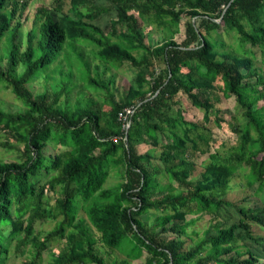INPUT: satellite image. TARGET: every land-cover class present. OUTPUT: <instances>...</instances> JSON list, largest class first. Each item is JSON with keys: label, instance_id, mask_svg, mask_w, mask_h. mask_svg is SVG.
I'll use <instances>...</instances> for the list:
<instances>
[{"label": "trees", "instance_id": "obj_1", "mask_svg": "<svg viewBox=\"0 0 264 264\" xmlns=\"http://www.w3.org/2000/svg\"><path fill=\"white\" fill-rule=\"evenodd\" d=\"M65 2L38 6L22 52L20 32L30 2L0 0V44L4 39L8 44L0 54V87L11 90L25 108L7 112L0 105V128L11 136L0 146L22 152L20 161L0 160V264L24 250L23 264H43L44 253L62 239L64 248L46 264H118L101 246L125 254V264L144 252L146 264H262L246 242L238 244L240 236L262 240L252 232L253 223L264 225L261 207L238 209V222L216 224L215 233L206 232L194 248L185 249L181 238L195 222H186L189 215L218 217L243 167L242 186L264 191V106L258 107L264 71L256 67L254 50L264 62V0H70L63 14ZM112 12L116 18L105 32L95 21ZM184 16L186 37L178 43L173 35ZM155 26L170 37L151 48L146 30ZM212 32L237 37V50H221L224 41L211 38ZM91 54L100 64L92 67ZM62 59L67 70L56 67L61 78L34 94L30 84ZM101 67L134 71L137 87L131 84L118 100L111 92L116 73L105 79ZM75 68L82 85L74 81ZM75 89L77 102L69 108ZM218 89L235 99L247 123L234 127L240 141L228 150L227 162L210 164L194 181L198 159L215 158L218 141L180 109L177 117L168 109L187 96L210 123ZM92 94L111 110H100ZM131 107L136 110L126 131L119 114ZM214 122L222 126L225 119L217 115ZM166 131L169 142L158 160L178 192L160 183L162 168L152 165L157 157L137 149L143 143L159 147L157 133ZM113 171L120 182L106 188ZM151 210L159 215L148 225L143 217ZM48 220L56 226L41 238L36 225Z\"/></svg>", "mask_w": 264, "mask_h": 264}, {"label": "rangeland", "instance_id": "obj_2", "mask_svg": "<svg viewBox=\"0 0 264 264\" xmlns=\"http://www.w3.org/2000/svg\"><path fill=\"white\" fill-rule=\"evenodd\" d=\"M23 1H29L30 6L27 10V19L24 21V27L22 28L20 32V42L22 45V52L26 49V42H27V32L33 27V22L35 18L36 9L40 5H51L53 3V0H22ZM70 0H66L63 14H68L70 9ZM61 14V13H60ZM58 14V16L60 15ZM57 16V15H56ZM116 18V12H112L109 14L102 15L99 19L95 21V23L100 26L105 32L109 31V27L111 25L112 20ZM186 17L184 16L182 19V22L179 26V30L176 34H174L173 39L178 42L182 43L183 40L186 37L185 33V25ZM16 23V21H14ZM146 32L148 33V38L146 40V45L151 48H156L163 44L165 39L170 35L165 31L163 28L158 27H150L147 28ZM219 32H212L211 38L213 39H219L221 42L224 41V47H221V50H225L227 52H232L237 50V44L239 42L238 38L232 37V35H226L225 33H222L220 36L218 35ZM6 39H4L0 44V54H3L5 51V48L7 47ZM256 67H260L264 71V62L262 54L259 50H256ZM88 52V49L86 50V53ZM89 57V55H88ZM217 59H222L220 56L217 55ZM91 63L92 67H94L95 64H100L99 60L95 59L93 55L91 54ZM6 63V59H4L2 65ZM63 67V69L67 70V61H64L62 59L59 63L52 66L49 71L42 77H39L34 83L30 84V89L33 91L34 94L39 95L46 91V86L51 88L55 85L54 78L60 79L61 75L56 70V67L60 65ZM102 71V77L107 79L112 73H116V81L115 85H111V92H113L117 99H122L126 96L130 85L137 87V83L135 82V75L136 73L132 70L128 69H120L116 71L115 69L105 71L103 67H101ZM105 71V72H104ZM50 75L51 78L49 81H47L46 77ZM80 79V72L75 68V75H74V81H77L78 84H83V82ZM144 84H147L144 82ZM147 87V85H145ZM80 87V86H79ZM79 89H75L73 93L71 94V98L68 101L69 108H74L76 102H77V96H78ZM95 93V92H93ZM96 103H99V108L103 112H109L111 110V107L106 104L103 100V98L98 97V94H92V96ZM214 104L215 108L213 109L211 116H212V122L205 123L203 120L204 110L195 108L191 102V100L187 96H181L180 100L178 101V104L170 105L168 109V114L172 117L178 116V110L180 109L185 117L191 121H195L200 126H205L208 128L209 131H211L214 134V137L216 139L217 144L214 146L212 152L216 153L215 158H211L206 156H202L197 161V167L195 172L192 175V179L194 181L201 179L203 174L206 172L207 167L215 162L218 163H226L230 153L228 150L232 147H236L240 141L239 136L234 132V127L236 125L242 127L247 123V118L245 116V112L239 108L238 104L236 103L234 98H227L225 97V94L222 92V90L218 89L214 94ZM62 101L66 99V96H62ZM83 107L88 108V99H83ZM0 105L1 107L7 111V112H16V111H23L25 108L23 106V103L16 99L15 95L12 93L11 90L7 89L6 87H0ZM264 106V99L260 100L258 103V107ZM219 109V113L216 111ZM219 116L220 118H224L225 122L222 123V126H217V124L214 122V118L216 116ZM203 131H207L206 129H203ZM166 132H158L157 133V139L159 141V147H154L151 144L143 143L137 146L138 152L143 153H151L154 156H156V160L152 163L154 169L162 168V163L158 160L159 155L162 152L163 145L169 142V135ZM11 136L6 132V130L0 128V142H5L8 140ZM8 138V139H7ZM13 140V139H12ZM14 141V140H13ZM19 148L22 150L23 145L19 144ZM59 151V150H58ZM0 160L12 162V161H20L22 160V152L19 150H10L8 148L0 146ZM161 164V165H160ZM164 166V165H163ZM163 169V168H162ZM161 169V174L158 175V179L160 183L165 186L169 187L168 184H171L173 186L174 190L178 192L180 190V187L177 184H173L170 182L168 175L166 174L165 170ZM247 173V168L243 167L240 171L236 173V175L233 177V180L231 182L232 189L226 196V200L229 204L223 205L219 211L218 217H214L213 214L205 213L202 217L197 218L196 215H189L186 219V222L195 220L194 223L188 228V236L182 237L181 241L185 242V249H191L195 247V243L197 240H199L201 237L205 235L206 232L209 231L210 234L215 233V229L213 226L216 224H222L224 226H230L233 223L238 222L242 216L238 212V209L240 208H247L250 207H261L264 209V191L261 193H256L257 187L249 189L246 187H243L242 184L245 183L244 175ZM120 182V178L116 175V173L113 171L112 175L109 179V181L106 184V188H110L111 186H115ZM56 196L50 198L51 203H55ZM231 204V205H230ZM236 207H234V206ZM84 214L81 212V215ZM159 214H157L155 211L151 210L149 211L144 217L143 221L145 224L152 225L155 223V219ZM183 223V222H182ZM172 224V223H171ZM169 224L168 226H171ZM56 226V222L54 220H48L43 223H39L36 225V233L40 235L41 238H44L50 231L54 229ZM158 230V229H157ZM252 232L254 236L257 238H262V240L258 243L255 240L244 238V236H240L238 240V244H248L250 248H252L253 252L257 253L261 260L262 264H264V225H259L253 223L252 225ZM197 234L200 235L199 238L197 237ZM259 240V239H258ZM65 239L57 240L52 243L49 250H47L44 253V262L43 264H46L49 260H52L54 258V254H57L61 249L65 246ZM101 249L103 250V255L107 258L112 260H117L118 264H125L127 260V256L120 251H110L107 248L101 246ZM28 251L24 250L21 253H14L7 261L6 264H23L25 259L28 258ZM148 254L146 252L143 253V255L139 259L135 260H129V264H146V258Z\"/></svg>", "mask_w": 264, "mask_h": 264}, {"label": "built area", "instance_id": "obj_3", "mask_svg": "<svg viewBox=\"0 0 264 264\" xmlns=\"http://www.w3.org/2000/svg\"><path fill=\"white\" fill-rule=\"evenodd\" d=\"M136 108L131 107V108H126L124 111H122L119 114V119L124 122L123 128L128 131L130 126H131V120Z\"/></svg>", "mask_w": 264, "mask_h": 264}, {"label": "bare ground", "instance_id": "obj_4", "mask_svg": "<svg viewBox=\"0 0 264 264\" xmlns=\"http://www.w3.org/2000/svg\"><path fill=\"white\" fill-rule=\"evenodd\" d=\"M21 9V8H20ZM51 21V20H50Z\"/></svg>", "mask_w": 264, "mask_h": 264}]
</instances>
